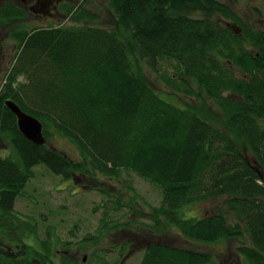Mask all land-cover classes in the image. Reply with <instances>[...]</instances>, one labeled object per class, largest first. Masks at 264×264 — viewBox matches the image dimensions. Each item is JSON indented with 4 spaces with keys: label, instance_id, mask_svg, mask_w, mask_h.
<instances>
[{
    "label": "trees",
    "instance_id": "trees-1",
    "mask_svg": "<svg viewBox=\"0 0 264 264\" xmlns=\"http://www.w3.org/2000/svg\"><path fill=\"white\" fill-rule=\"evenodd\" d=\"M88 2L63 6L71 24L24 26L12 33L18 52L0 82V233L4 241L17 240L18 233L26 245V234L34 233L38 243L27 245L23 261L2 255V264H85L88 258L78 260L65 250L97 247L112 234L136 232L130 221L114 215L133 213L139 202L124 172L160 191V205L144 217L153 229L142 223L160 232L159 238L175 228L187 239L217 244L246 233L250 244L237 249L231 264H264V31L247 29L218 0H106L114 20L110 27ZM14 18H27V11L15 2L0 7V22ZM142 62L161 74L173 94L203 93L230 130L196 108L168 101L141 76ZM9 100L43 123L45 145L20 133ZM54 134L70 140L81 158L75 162L51 145ZM39 165L74 182L98 175L111 179V192L100 190L106 200L96 235L65 241L56 227L16 211ZM121 180L127 186L119 189ZM214 201L231 214L218 208L186 216L188 207ZM230 216L240 223L231 224ZM32 225L34 230L26 229ZM126 246L130 243L123 240L116 264H123ZM99 259L91 256L89 264H100ZM214 263L209 253L158 242L140 264Z\"/></svg>",
    "mask_w": 264,
    "mask_h": 264
},
{
    "label": "rangeland",
    "instance_id": "rangeland-1",
    "mask_svg": "<svg viewBox=\"0 0 264 264\" xmlns=\"http://www.w3.org/2000/svg\"><path fill=\"white\" fill-rule=\"evenodd\" d=\"M83 1L85 0H67V7L80 5ZM218 1L226 4L234 10L243 20L244 26L247 29L251 30L253 28L264 31L263 0ZM9 2L15 1L0 0V7H4ZM86 7L102 16L103 26L110 27L114 23L106 0H89ZM66 22L67 24H71V21H68V19L66 21L65 16L60 21L55 22L51 19H36L29 16V12H27V18L23 20L14 18L0 22V42H2L4 52L7 55L6 64H0V82L2 83L5 80L6 75L9 72L8 68L13 64L16 53L18 52V41L15 40L12 35L14 31H21L24 26H27L28 28L56 27L61 24H66ZM94 24L97 25V23ZM250 49L255 52L253 48ZM165 66H167V64H165ZM137 68L141 76L144 77V79L157 92L167 98L168 101L178 104L180 107L190 106L196 108L200 111L202 116L210 119L216 126L225 130H230V127L223 120L214 103L207 97H201L204 96L203 93H200V98L196 95L187 94H178L177 96L166 87L161 74L153 72L146 62L137 64ZM235 72L240 76V71L235 70ZM195 91L199 92L198 90ZM232 137L235 138L234 134H232ZM3 141L4 139H0V145H2ZM49 143L67 154L75 162L81 158L76 146L66 138L54 134L51 135ZM240 145L244 148V144L240 143ZM244 150L246 149L244 148ZM123 176L130 181V184H132L133 187H135L139 202L134 208L133 213H125L124 216L122 214L114 215H116L117 219L120 216L122 222L128 221L129 223L130 221L129 227H134L136 232L130 233L129 230H126V232H121L119 234L116 233V237L114 236L113 239H107L108 237L102 239L97 247L85 245L80 249L76 246H72L70 249L65 250L68 255H75L78 260L87 257L88 264L91 261V256H99L100 264H106L107 261L111 264H116L118 260L117 257L120 256V243L127 239V235H131V238H133V236H137L138 239L141 237V246L136 247L134 246V243L131 244V249L126 246L127 249L124 253L123 264H140L146 253V249L158 242H162L163 244L172 247L197 249L201 252L209 253L215 259L214 264H231L232 259L235 260L238 258L237 249L241 246L250 244L248 234L246 233L240 238L229 239L228 241L219 242L217 244H205L185 238L175 228L170 229L166 235L159 238L160 232H150L145 226L143 227L142 223L153 229L152 225H150L152 222L144 217H146V214L147 217H151L153 214V208L160 205V191L136 175H128L124 172ZM117 183L118 182H115L114 184ZM91 185L98 189V191L89 189ZM111 186V179L104 180V177L101 175L95 177L94 181L91 178H81L74 182L71 179H62V177L52 173L46 166L39 165L34 168V177L26 187L25 197L18 199L16 211L24 215L25 218L32 216L38 224L45 225L46 227H56L55 230H57V234L59 233L62 240H69L73 243L83 239H90V236L96 235L98 229L102 227L101 218L104 213H102L100 207L106 200V197L102 195L100 190L107 189L111 192ZM124 186H127V183L121 180L118 188L122 189ZM126 202L130 207L129 196L127 197ZM218 208L226 213H230L220 201H214L188 207L186 216L200 217L208 215L211 210L214 211ZM229 222L231 224H236L237 222L238 224L240 223V221H236L233 216L229 217ZM44 235L45 232L42 233V236ZM33 243L35 244L37 241ZM110 251H113V253ZM87 261L85 264H87Z\"/></svg>",
    "mask_w": 264,
    "mask_h": 264
},
{
    "label": "flooded vegetation",
    "instance_id": "flooded-vegetation-1",
    "mask_svg": "<svg viewBox=\"0 0 264 264\" xmlns=\"http://www.w3.org/2000/svg\"><path fill=\"white\" fill-rule=\"evenodd\" d=\"M17 5L25 9L27 12H29V16H32L36 19H51L52 21H60L65 15L63 9V6L66 5L67 0H14ZM7 55L4 52V47L2 42H0V64L4 65L6 64ZM9 62V60H8ZM26 225H23L25 228ZM19 225L14 224L13 229H18ZM35 225H32L30 227H26V229L34 230ZM131 233V232H130ZM50 234V231H49ZM15 236L17 237V240H3V235L0 233V264H2V258L4 256L11 257L14 261L15 259H20L23 261V259L26 257V254L28 253V249L26 248L27 245L31 246L34 244L33 242L37 241L36 236L34 233H28L26 234L27 239L24 240V242L27 243H19L18 240H20V234L16 233ZM111 236V231L110 235ZM114 237V234H112ZM131 235L126 236V242H130V249L131 244L134 243V246H141V237L133 236L131 238ZM38 243V241H37ZM3 255V257H2ZM87 258V257H86ZM19 263V262H18ZM20 264V263H19ZM31 264H34V261H31Z\"/></svg>",
    "mask_w": 264,
    "mask_h": 264
},
{
    "label": "water",
    "instance_id": "water-1",
    "mask_svg": "<svg viewBox=\"0 0 264 264\" xmlns=\"http://www.w3.org/2000/svg\"><path fill=\"white\" fill-rule=\"evenodd\" d=\"M236 33H241V28L236 24H226ZM8 109L15 115L20 133L29 141L38 146H43L47 140L43 133V123L33 115L23 111L21 107L12 100L6 102ZM86 260V257L84 258Z\"/></svg>",
    "mask_w": 264,
    "mask_h": 264
}]
</instances>
